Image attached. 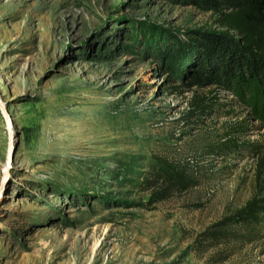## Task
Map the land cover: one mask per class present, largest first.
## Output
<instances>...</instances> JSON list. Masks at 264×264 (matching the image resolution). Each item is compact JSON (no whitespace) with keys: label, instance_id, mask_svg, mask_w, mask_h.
<instances>
[{"label":"rangeland","instance_id":"1","mask_svg":"<svg viewBox=\"0 0 264 264\" xmlns=\"http://www.w3.org/2000/svg\"><path fill=\"white\" fill-rule=\"evenodd\" d=\"M217 19L173 0H0V264H264V224L252 242L201 236L264 193L260 102L165 68ZM160 161L193 185L157 201L143 180Z\"/></svg>","mask_w":264,"mask_h":264},{"label":"trees","instance_id":"2","mask_svg":"<svg viewBox=\"0 0 264 264\" xmlns=\"http://www.w3.org/2000/svg\"><path fill=\"white\" fill-rule=\"evenodd\" d=\"M212 12L222 32H194L189 44L175 45L164 56L166 70L174 82L187 78L191 86L246 91L257 99L264 116V0H173ZM209 104L193 102V114H206ZM236 140L228 135L218 146L220 152L235 148ZM260 168L264 166L262 157ZM153 167L143 180L146 191L162 201L175 192L187 190L193 181L165 161ZM264 224V193H258L234 215L225 217L201 236L211 247L230 240L248 239ZM243 230L246 234H241Z\"/></svg>","mask_w":264,"mask_h":264},{"label":"water","instance_id":"3","mask_svg":"<svg viewBox=\"0 0 264 264\" xmlns=\"http://www.w3.org/2000/svg\"><path fill=\"white\" fill-rule=\"evenodd\" d=\"M0 111H1L2 116L6 122L8 139H9L8 154H7V165H8V167H7V170L5 172V178L7 179L9 177L10 166L12 164V161L14 158V153H15V145H14L15 133H14V128H13V121H12V118L9 114L8 106L2 100L1 97H0Z\"/></svg>","mask_w":264,"mask_h":264},{"label":"bare ground","instance_id":"4","mask_svg":"<svg viewBox=\"0 0 264 264\" xmlns=\"http://www.w3.org/2000/svg\"><path fill=\"white\" fill-rule=\"evenodd\" d=\"M16 16V14H13V16L12 17H15ZM8 34V36H10L11 37V33H7ZM15 133V132H14Z\"/></svg>","mask_w":264,"mask_h":264}]
</instances>
